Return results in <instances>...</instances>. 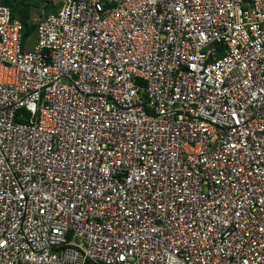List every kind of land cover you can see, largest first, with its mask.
<instances>
[{
    "label": "built area",
    "instance_id": "2783aa9c",
    "mask_svg": "<svg viewBox=\"0 0 264 264\" xmlns=\"http://www.w3.org/2000/svg\"><path fill=\"white\" fill-rule=\"evenodd\" d=\"M0 3V264H264V0Z\"/></svg>",
    "mask_w": 264,
    "mask_h": 264
},
{
    "label": "rangeland",
    "instance_id": "374dc122",
    "mask_svg": "<svg viewBox=\"0 0 264 264\" xmlns=\"http://www.w3.org/2000/svg\"><path fill=\"white\" fill-rule=\"evenodd\" d=\"M5 1H11L14 4H18L20 2H32L37 6L31 10L30 13V23L35 24L36 21L42 16V13L45 11H56L58 10L64 0H0V3H4ZM34 34V33H33ZM35 42V35L30 37V42H28L29 48L32 47V44Z\"/></svg>",
    "mask_w": 264,
    "mask_h": 264
},
{
    "label": "trees",
    "instance_id": "16d2710c",
    "mask_svg": "<svg viewBox=\"0 0 264 264\" xmlns=\"http://www.w3.org/2000/svg\"><path fill=\"white\" fill-rule=\"evenodd\" d=\"M3 4L8 5L13 12L14 17H18L23 25L25 26V36L24 40L26 41L29 37L33 35L35 32L36 26L35 24L30 23V13L31 10L37 5L32 2H20L18 4H14L11 1H5Z\"/></svg>",
    "mask_w": 264,
    "mask_h": 264
},
{
    "label": "crops",
    "instance_id": "0c3cea01",
    "mask_svg": "<svg viewBox=\"0 0 264 264\" xmlns=\"http://www.w3.org/2000/svg\"><path fill=\"white\" fill-rule=\"evenodd\" d=\"M29 42H30V39H29ZM35 43V42H34ZM34 44H32V46H33Z\"/></svg>",
    "mask_w": 264,
    "mask_h": 264
}]
</instances>
